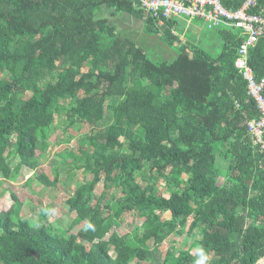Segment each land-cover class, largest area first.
Masks as SVG:
<instances>
[{
  "label": "trees",
  "instance_id": "trees-1",
  "mask_svg": "<svg viewBox=\"0 0 264 264\" xmlns=\"http://www.w3.org/2000/svg\"><path fill=\"white\" fill-rule=\"evenodd\" d=\"M243 1L219 0L232 11ZM101 8L140 20L145 34L174 52L171 60L152 61L94 16ZM250 12L264 15V0ZM159 21L134 0H0L1 178L12 182L21 168H37L61 107L69 126H91L90 153L78 149L81 165H74L91 177L65 201L89 230L66 236L37 226L19 216L21 203L9 194L0 264L140 263L168 235L195 232L193 254L166 251L161 264H195L201 247L208 264H264V153L246 130L260 113L233 66L239 32L195 20L197 39L180 41L177 18ZM248 65L255 79L264 77V35L248 50ZM107 113L111 122L102 124ZM36 179L55 185L54 177ZM158 180L170 190L165 197ZM99 182L114 184L121 198L103 204L104 193L94 195ZM123 213L142 220L130 240L112 231L105 243L85 241L117 228Z\"/></svg>",
  "mask_w": 264,
  "mask_h": 264
},
{
  "label": "rangeland",
  "instance_id": "rangeland-1",
  "mask_svg": "<svg viewBox=\"0 0 264 264\" xmlns=\"http://www.w3.org/2000/svg\"><path fill=\"white\" fill-rule=\"evenodd\" d=\"M94 16L96 18L106 17L108 23L114 26L116 32L130 36L154 62L171 60L174 55V52L161 43L156 36L144 33L143 23L140 20L122 13H116L111 16L110 10L104 8L97 11ZM180 23L185 24L183 21H180ZM216 47L215 51L217 50ZM211 54H213L212 51ZM65 112L66 108L61 107L58 113L55 114L53 123L48 131L46 150L42 153H36L39 164L34 171L21 168L12 182L3 180L0 176V211H5L11 206L12 201L9 194L13 193L21 203L20 217L29 219L31 223L37 226L48 225L55 232L60 230L67 231L66 236H68L71 233L75 234L79 230H89L82 221L77 219L73 212L69 211L65 201L73 196L78 186L83 183V180L91 177L86 171L74 168V165L77 167L81 165V162L77 161L78 149L90 153L91 147H89L85 138L90 132L91 126L87 124L69 126ZM110 122L111 117L107 113L102 124H109ZM102 124L96 129L101 128ZM10 140H13V136L10 137ZM119 142L121 143L122 141L119 140ZM6 161L9 167L13 168L17 158L10 156ZM40 174L50 180L54 177L55 185L51 187L42 185L36 179ZM184 178L182 176V180ZM221 181L218 178L216 180L217 185H220ZM114 186L112 184L104 187L103 183L99 182L94 189L95 197L104 193L103 204H109L121 198L120 190L114 188ZM156 187L158 188V193L164 197L170 193L169 189L161 186V180L157 181ZM43 211L45 213L41 216L40 214ZM103 212L104 215L110 213L107 209H104ZM169 218L170 215L168 213L162 215L164 220ZM141 221V219H136L134 215L123 213L117 228L110 229L109 232L104 233L102 236L94 235L85 241L105 243L112 231H115L124 240H130L132 230L135 228L139 230ZM69 226H71L70 229ZM198 236L199 234L196 232L191 235L185 233L170 234L160 246L151 247L149 260L132 264H161L166 251L170 254H177L180 251H188L193 254V242ZM85 246L88 248L87 244Z\"/></svg>",
  "mask_w": 264,
  "mask_h": 264
},
{
  "label": "built area",
  "instance_id": "built-area-1",
  "mask_svg": "<svg viewBox=\"0 0 264 264\" xmlns=\"http://www.w3.org/2000/svg\"><path fill=\"white\" fill-rule=\"evenodd\" d=\"M146 14L159 19L200 20L207 30L219 26L238 30L241 41L233 66L246 82L247 95L260 113L259 120L246 122L251 143L264 153V77L255 79L248 65V50L264 35V15L252 13L256 0H244L236 10L225 9L219 0H134Z\"/></svg>",
  "mask_w": 264,
  "mask_h": 264
},
{
  "label": "crops",
  "instance_id": "crops-1",
  "mask_svg": "<svg viewBox=\"0 0 264 264\" xmlns=\"http://www.w3.org/2000/svg\"><path fill=\"white\" fill-rule=\"evenodd\" d=\"M179 21H183L185 23V24H183L182 28L179 31L180 34L176 31L179 34V36H178L179 40L184 41L186 34H190V36L197 39L199 31H200V26L195 23V20L188 22V21L181 19ZM201 25L203 26V24H201ZM196 43H197V41H196Z\"/></svg>",
  "mask_w": 264,
  "mask_h": 264
},
{
  "label": "clouds",
  "instance_id": "clouds-1",
  "mask_svg": "<svg viewBox=\"0 0 264 264\" xmlns=\"http://www.w3.org/2000/svg\"><path fill=\"white\" fill-rule=\"evenodd\" d=\"M89 227L92 226L89 225ZM196 256L195 264H208L210 260V254L203 247L196 250Z\"/></svg>",
  "mask_w": 264,
  "mask_h": 264
}]
</instances>
